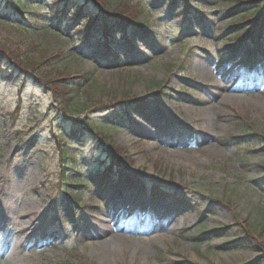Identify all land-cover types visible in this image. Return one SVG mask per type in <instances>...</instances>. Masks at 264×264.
<instances>
[{"label":"rangeland","instance_id":"rangeland-1","mask_svg":"<svg viewBox=\"0 0 264 264\" xmlns=\"http://www.w3.org/2000/svg\"><path fill=\"white\" fill-rule=\"evenodd\" d=\"M3 1L1 44L34 51L37 68L48 61L53 71L58 63L71 86L74 71L90 72L91 94L125 95L144 113L128 109L107 135L112 109L73 125L43 81L24 77L0 53V192L12 204L0 230V264H264V56L253 61L244 57L247 48L234 51L239 42L227 28L237 20L217 6L223 0H97L156 36L138 35L126 52L119 45L117 64L97 44L77 43V27L65 21L63 36L52 32L51 7L61 10L60 1L36 0L45 5L26 30ZM184 1L195 14L187 26ZM124 29L114 26L118 34ZM75 88L72 108L87 97ZM87 121L101 124L97 133ZM102 139L119 149L130 185L99 195V171L109 169ZM61 148L77 153L79 171L66 164L71 158L63 164ZM70 176L85 178L82 189ZM145 187L168 198L154 200ZM79 190L87 208L70 200ZM25 203L32 211L22 219ZM160 223L166 226L156 228Z\"/></svg>","mask_w":264,"mask_h":264},{"label":"trees","instance_id":"trees-1","mask_svg":"<svg viewBox=\"0 0 264 264\" xmlns=\"http://www.w3.org/2000/svg\"><path fill=\"white\" fill-rule=\"evenodd\" d=\"M14 1V3H13ZM4 0L3 4L7 5V9L11 10L10 12H14L18 14L20 17H10L12 20H18L21 23L20 27L23 30H26L28 26H30L31 17L34 18L40 17L41 14L37 12V7L40 8L41 12L44 8V3L36 2V0ZM62 4L61 10H56L55 7H51V24L53 25L52 32H55L57 35L63 36L65 32H63L61 25L65 21L69 26V29L73 27H77V30H73L76 33L77 43H81L83 45L87 43H95L99 48H104L105 58L113 61V64H117L120 62L116 55L118 54L119 45L122 46L125 52L127 50H132L134 48V42L137 39V36H145L146 38H150V41H154L156 38L154 33L146 32L143 27L142 22H136L131 15H125L126 13L121 12H106L102 6L97 3V0H58ZM181 0H168L170 4L178 3ZM183 1V0H182ZM225 1V2H224ZM91 3L94 4L97 9L92 10L89 8ZM218 7H225L226 14L232 16V20H237L228 25L229 30H233L238 40V45L234 47V51H237L242 48H247L248 55H252L255 58V55H264V0H223L221 4L217 5ZM183 10L187 13L188 21L184 26H187L193 15L191 14L188 8L187 3L184 1ZM70 12V13H69ZM68 13L70 16H68ZM192 15V16H191ZM124 17H127L124 19ZM136 19V18H135ZM83 21V24H79V22ZM117 24H123L125 26L122 34H118L114 31V26ZM181 30V28H180ZM119 38H121V43L118 42ZM9 44V43H6ZM10 45V44H9ZM14 48L11 49V48ZM8 48L5 44L0 43V53L7 57L10 63H14V65H18L17 67L22 72L23 76L31 77L35 81L45 83V89L52 91L53 99L55 105L62 106L63 110H61L62 115L66 118L71 119L74 124L77 125V120L83 117V115L88 112H96L105 109H112V112L106 116L104 123L105 130L103 133L107 135L108 130L112 128L114 121L127 118L126 111L128 109H140L141 112L144 113V109L140 108L139 102L135 101L133 98L122 96L124 100L112 101V96L108 95L104 92H101L99 97H96L94 94H91L89 91L91 90L87 86L92 84V78L90 72H83L78 77L76 74H79L74 71V77L71 79L78 80L77 82L72 83V86H75V89H81L85 93L86 101L85 103L79 102L78 105H75L73 108V96H72V86L70 81H64L69 77V73L63 70L58 63L53 64V71H48L47 67L49 66V62L47 64H41V69L35 66L33 63V54L34 51L28 49V51L21 50V48H17V46H12ZM29 48V46H28ZM38 51V48H37ZM36 52V48H35ZM36 54V53H35ZM62 55L59 54L58 60H62ZM44 59V57H43ZM35 66V67H34ZM13 67V66H12ZM40 69V70H39ZM64 73L67 77L63 78L62 75ZM72 75V74H71ZM65 82V83H64ZM60 84L56 89L54 86ZM55 84V85H54ZM89 92V93H88ZM60 101H64L65 105L63 106ZM68 107V108H67ZM71 107V108H70ZM77 111L80 113L76 116L74 113ZM88 127L94 132L97 133V129L101 124L92 123L87 121ZM73 127V126H70ZM63 137L65 134L62 132L59 133ZM103 138V135H99ZM102 146L104 147V151L108 156L107 167L101 168L98 178V189L99 192H103L108 186H118L121 184L130 185L127 178H124L121 174V163L124 160L120 154V151L117 147L111 146L107 144V142L102 139ZM61 146V145H60ZM69 149L61 148V159L63 164L66 159L71 158V161L66 162L67 165L72 164L74 170H80V163L75 161V157L77 153L68 154ZM74 161V162H73ZM70 162V163H69ZM65 167V165L63 166ZM98 174V172H96ZM68 175V174H67ZM122 177V178H121ZM69 179L73 180L76 183L78 189H82L83 182L85 178L70 176ZM145 193H150L154 198L157 199H167L168 194L165 191H160L157 187L147 190H144ZM84 190H79L76 193V196H71V200L73 204H79V199L82 197ZM179 205H184L185 201L182 199L178 200ZM250 231V230H249ZM248 230H245V233H248L249 237L256 239L259 241V238L254 237L249 234ZM247 235V236H248Z\"/></svg>","mask_w":264,"mask_h":264},{"label":"bare ground","instance_id":"bare-ground-1","mask_svg":"<svg viewBox=\"0 0 264 264\" xmlns=\"http://www.w3.org/2000/svg\"><path fill=\"white\" fill-rule=\"evenodd\" d=\"M0 188L2 189L3 188V185H0ZM7 196V195H5ZM26 206L30 207L29 209L23 211L24 212V215L23 217H21L22 219L24 218H27L30 214V212L32 211L31 209V205L32 203H30L31 205H29V203H25ZM12 204L10 203L9 200H6L2 193L0 192V206H2L1 209V213H0V230H3L5 228V224H2V222H4L6 220V216H9L10 212L12 211ZM8 219H10V217H8ZM176 223V222H173V224ZM30 222H27V226H26V223H19L17 224V229L19 230L18 232H23L25 231V229L29 226ZM31 225V224H30ZM165 224L163 223H160V224H156V228H160L162 226H164ZM166 226V225H165ZM177 227V224L175 225L174 224V228ZM155 228V230H156ZM105 234V233H104ZM108 243V242H107ZM103 248V247H102Z\"/></svg>","mask_w":264,"mask_h":264}]
</instances>
